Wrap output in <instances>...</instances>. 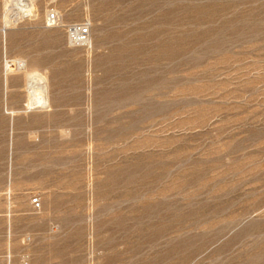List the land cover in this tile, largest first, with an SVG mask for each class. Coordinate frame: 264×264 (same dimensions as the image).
<instances>
[{
    "label": "rangeland",
    "instance_id": "1",
    "mask_svg": "<svg viewBox=\"0 0 264 264\" xmlns=\"http://www.w3.org/2000/svg\"><path fill=\"white\" fill-rule=\"evenodd\" d=\"M0 264H264V0H0Z\"/></svg>",
    "mask_w": 264,
    "mask_h": 264
},
{
    "label": "built area",
    "instance_id": "2",
    "mask_svg": "<svg viewBox=\"0 0 264 264\" xmlns=\"http://www.w3.org/2000/svg\"><path fill=\"white\" fill-rule=\"evenodd\" d=\"M48 23L50 25H56L59 22V15L56 11H52L48 14ZM68 36L72 43L74 44H86L90 40V26L89 24H74L72 26H69L68 30ZM31 204L34 208L40 207V198L39 197H33L31 199Z\"/></svg>",
    "mask_w": 264,
    "mask_h": 264
},
{
    "label": "bare ground",
    "instance_id": "3",
    "mask_svg": "<svg viewBox=\"0 0 264 264\" xmlns=\"http://www.w3.org/2000/svg\"><path fill=\"white\" fill-rule=\"evenodd\" d=\"M89 42V41H88ZM87 42V44H88ZM29 73V72H28ZM28 92L31 95V106L47 103L45 77L37 70L28 74ZM40 98V99H37ZM37 106V105H36ZM41 106V105H38Z\"/></svg>",
    "mask_w": 264,
    "mask_h": 264
}]
</instances>
